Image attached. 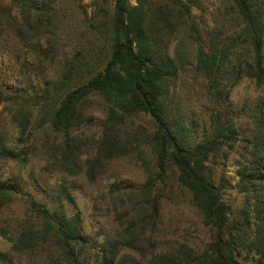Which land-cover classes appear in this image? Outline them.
<instances>
[{"label": "trees", "instance_id": "1", "mask_svg": "<svg viewBox=\"0 0 264 264\" xmlns=\"http://www.w3.org/2000/svg\"><path fill=\"white\" fill-rule=\"evenodd\" d=\"M195 3L99 0L88 13L82 0H0V38L24 44L47 66L39 91L0 90L8 112V127L0 126V164L21 168L40 150L32 123L38 105L37 126L60 135L47 141L53 150L47 164L60 175L82 173L91 182L120 158L143 172L138 186L108 189L118 230L98 244L95 264H264L262 102L253 109L246 160L237 170L238 190L248 195L249 205L233 209L210 170L219 152L226 155L237 141L231 90L243 79L264 87V0H224L217 25L205 31L192 16ZM189 66L205 97L199 113L171 95ZM95 102L103 108L100 134L93 153L84 157L85 138L74 132L92 119L86 111ZM171 181L188 191L207 230L201 250L157 237L163 189ZM27 186L22 176L0 175V213L16 201L29 213L16 220L14 236L0 229L11 250L51 246L60 264H90L84 254L91 238L82 231L73 193L59 184L42 201ZM121 247L139 258L119 256ZM0 260L11 262L1 251Z\"/></svg>", "mask_w": 264, "mask_h": 264}, {"label": "rangeland", "instance_id": "2", "mask_svg": "<svg viewBox=\"0 0 264 264\" xmlns=\"http://www.w3.org/2000/svg\"><path fill=\"white\" fill-rule=\"evenodd\" d=\"M87 12L91 13L99 0H82ZM135 3V0H131ZM224 9V0H196L191 7L193 18L199 22L205 31L217 25L220 12ZM218 16V17H217ZM233 24H229L231 26ZM46 65L36 61L31 51L22 43L15 42L7 37L0 38V90L16 89L18 93L33 94L39 91L40 75L47 69ZM201 79L188 67V70L172 84L171 95L180 101L182 107L192 109L194 113L201 111V103L205 97L200 94ZM231 114L236 119L237 141L233 148L225 155L219 152L211 164V176L214 183L220 188L223 199L233 208L246 207L250 203L248 195L239 192L237 187V170L245 163L247 142L245 137L254 126L255 118L252 116L255 105L262 102L264 105V87L256 86L249 79H243L235 85L230 92ZM38 105L33 106L32 123L36 134V144L39 149L32 154L30 161L19 168L14 164L7 166L0 164L2 177L14 175L22 176L27 181L28 191L39 200H46L51 189L63 184L75 196L78 207L82 213V231L91 238L90 247L84 254V259L90 264H95L100 258L98 244L111 239L118 230L112 210V199L108 189L111 185L122 187L138 186L143 181V172L127 158L112 161L106 171L94 181H88L82 173L70 177L60 175L53 167L49 166L53 150L48 148L47 141L60 140L57 133L47 132L45 127H38ZM86 113L92 114V119L84 122L74 134L84 137L82 156L93 153L95 144L100 134V119L103 117V108L98 102L87 109ZM8 112L0 103V126L8 127ZM134 122L145 123L142 118H133ZM41 144V145H40ZM43 144V145H42ZM224 148H227L225 146ZM44 191H39L38 188ZM123 191V190H122ZM49 193V194H48ZM29 213L22 203L16 201L2 209L0 213V229L14 236L16 220ZM161 234L157 237L162 241H181L188 243L195 250L205 247L207 230L201 223V218L190 202V195L182 189L166 182L161 198L160 211ZM95 241V242H94ZM12 242L7 237L0 235V251L9 254L10 261L0 260V264H31L38 261L40 264H60L57 261V252L51 246H41L32 252L17 254L11 250ZM132 255L139 258L137 252L129 247H121L119 256ZM129 264V263H127Z\"/></svg>", "mask_w": 264, "mask_h": 264}]
</instances>
